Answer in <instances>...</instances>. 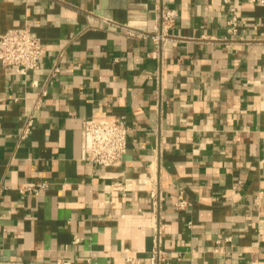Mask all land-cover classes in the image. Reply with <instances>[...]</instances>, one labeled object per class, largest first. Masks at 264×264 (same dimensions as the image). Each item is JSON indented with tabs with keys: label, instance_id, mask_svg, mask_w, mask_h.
Wrapping results in <instances>:
<instances>
[{
	"label": "crops",
	"instance_id": "1",
	"mask_svg": "<svg viewBox=\"0 0 264 264\" xmlns=\"http://www.w3.org/2000/svg\"><path fill=\"white\" fill-rule=\"evenodd\" d=\"M229 3L242 39L224 38L225 0H0V34L28 23L47 49L24 76L0 63V264L143 262L154 221L162 264H264V1ZM161 6L176 21L154 54L137 32ZM119 115L122 165L81 160L83 118ZM118 172L156 178L157 205L135 185L108 192Z\"/></svg>",
	"mask_w": 264,
	"mask_h": 264
},
{
	"label": "built area",
	"instance_id": "2",
	"mask_svg": "<svg viewBox=\"0 0 264 264\" xmlns=\"http://www.w3.org/2000/svg\"><path fill=\"white\" fill-rule=\"evenodd\" d=\"M228 3V18L226 20V36L225 39H242L238 32V24L240 14L236 7ZM264 1V0H260ZM159 24L153 26V31L148 33L139 30L140 36L150 35L154 42L152 53L156 54L159 48L165 47L170 41V30L176 21V10L167 6H161ZM133 30L127 29L129 34ZM46 45L41 41L39 36L26 23L22 26L9 28L0 34V63L12 69L16 74L21 76L27 75L28 72L37 69L39 62L46 52ZM59 71L58 66L54 63L51 66L50 74L55 75ZM45 91H42V95ZM259 106L264 109V98L259 101ZM33 124L32 114L29 112L25 115L23 124L20 129V137L26 136ZM130 126L123 115L110 118L85 117L82 120L81 143H80V159L99 165L104 168H119L124 160V156L128 146V133ZM121 172L113 175H107L111 178V182L105 185L108 192H118L125 196L131 186L135 185L138 189L147 190L153 206L157 205L159 195L156 186V178H138L136 180L124 177L120 179ZM101 176H105L102 174ZM47 186L45 180H39L33 184H25L19 188L21 193H30L37 195ZM2 191L0 189V199ZM187 201L182 197L181 192L176 195L174 206L177 209L187 207ZM153 248L151 254L141 262L134 256H128L126 260L132 264H162L165 260V252L161 248L160 228L154 221ZM76 241V239L74 240ZM214 251L225 252L224 245L220 240L216 241ZM55 264H61V260H56ZM208 264V263H206Z\"/></svg>",
	"mask_w": 264,
	"mask_h": 264
}]
</instances>
